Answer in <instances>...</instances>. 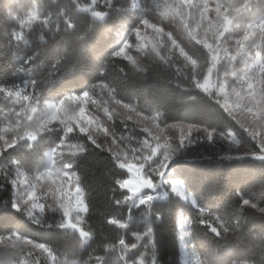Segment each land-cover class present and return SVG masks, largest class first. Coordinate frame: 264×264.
Instances as JSON below:
<instances>
[{
  "label": "snow or ice",
  "instance_id": "snow-or-ice-1",
  "mask_svg": "<svg viewBox=\"0 0 264 264\" xmlns=\"http://www.w3.org/2000/svg\"><path fill=\"white\" fill-rule=\"evenodd\" d=\"M73 3L78 11L89 13L94 20L100 21L114 7V0H103L102 4L100 0H90L83 6L79 0H73ZM151 3L152 11L159 14L161 21L178 29L186 38L187 46L163 23L143 16L130 36L101 62L100 74L105 76L106 65L117 61L123 62L120 71L125 81L130 76L149 80L153 66L174 69L178 80L182 78L186 82V86L177 83L174 87L181 90L187 102L197 99L198 95L209 97L231 125L190 123L186 128H180L178 138L173 137L168 131L173 125L167 123L165 112L148 106L147 90L143 103L139 97L125 102L119 98L117 84L104 78L88 90L69 93L56 100L42 99L36 81L27 86L0 84V98L4 100L0 103V114H3L0 157L20 141L35 140L42 132L53 129L62 132L58 142L46 151L47 164L42 169L25 173L15 158L3 166L4 180L0 182V190H6L10 183L12 192L11 200L6 201L5 206L10 204L13 209L22 211L37 225L46 211L59 210L62 212L60 226L75 229L88 240L92 233L84 230L81 214L89 212V205L74 166L76 157L88 151L89 144L107 151L118 169L131 174L130 179H115L114 184L136 196L137 206H144L145 218L151 211L153 199L158 194L167 195L166 191L160 193V187L166 183L169 162L183 147L207 141L213 146L226 142L229 149L239 148L237 137L242 132L252 143V155L264 160V13L247 22L241 20L258 5L264 7V0H163L162 3L151 0ZM101 7L106 10H97ZM131 7H137V0H131ZM8 15L19 23L21 31L11 33L12 39L18 42L28 41L23 31L25 26L31 29L34 22L41 26L51 23L50 15H44L37 5L28 9L24 17L13 15L12 11ZM64 26L67 29L73 27L67 15ZM168 84L172 86L171 80ZM118 117H121L119 125L122 126L119 135ZM137 126L142 128V139L135 138L139 135L135 133ZM126 132H132V135H125ZM101 135L104 139L98 142ZM73 137H83L89 144L74 145L71 143ZM109 140L111 143L105 148ZM113 145L117 151H113ZM65 148L69 151L65 152ZM73 176L76 177L74 188L66 187V181ZM169 186L171 191L183 196L180 181L173 180ZM116 203L120 202L117 200ZM244 207L264 214V190L242 198L236 212L216 214L200 209L194 218L181 221V238L185 224L192 228L206 226L204 231L211 233L210 242L195 249L196 264H257L254 258L257 252L261 257L260 264H264V230L258 235L245 232L244 221L240 218ZM109 223L118 221L110 220ZM152 236L151 227L146 225L144 239L151 244V259L142 257L132 264H156ZM118 245L121 252L128 247L123 238L119 239ZM116 247L113 245V250ZM131 247L136 248V245ZM37 250L53 256L45 244L22 236L18 231L0 232V264H28L29 260L36 264L34 253ZM57 264L69 262L58 261ZM83 264H108V261L90 256ZM119 264H129V258L122 256Z\"/></svg>",
  "mask_w": 264,
  "mask_h": 264
},
{
  "label": "trees",
  "instance_id": "trees-1",
  "mask_svg": "<svg viewBox=\"0 0 264 264\" xmlns=\"http://www.w3.org/2000/svg\"><path fill=\"white\" fill-rule=\"evenodd\" d=\"M126 1L114 0V7L100 21L94 20L89 13L78 11L73 0H0V84L27 86L29 82L36 81L42 99L56 100L69 93L88 90L104 78L117 84L119 98L125 102L139 97L143 103L147 90L148 106L165 112L167 123L230 126L231 122L209 97L198 95L197 99L187 102L181 90L174 87L177 83L186 86L182 78L178 80L174 69L153 66L149 80L130 76L125 81L120 71L123 62L117 61L106 65L107 73L102 77L98 70L101 62L139 23L128 10ZM79 3L83 6L90 0H79ZM34 5L44 15H50L51 23L41 26L34 22L31 29L25 26L23 31L28 36L27 43L12 39V31L21 29L8 12L24 17ZM98 10L106 9L101 7ZM250 11L257 16L264 7L258 5ZM65 15L72 20L71 29L64 26ZM169 80L172 86H169ZM118 123L117 118L119 135L121 128ZM61 135L59 129L45 131L35 140L20 141L9 149L4 157H0V182L4 180L3 166L9 159L20 161L21 170L29 174L43 167L46 151L58 142ZM237 138L244 146L253 147L246 134L241 132ZM103 139L101 135L98 142ZM71 143L89 144L83 137H73ZM110 143L109 140L104 147ZM74 171L80 178L85 201L89 205L82 225L86 231H91L92 237L86 243L76 230L61 227L56 216L49 225H37L22 211L13 209L10 204L5 206L12 197L10 183L6 190H0V232L18 231L22 236L45 244L52 250L56 264L58 261L83 264L90 256L102 257L108 264H119L120 258L126 256L132 264L142 257L151 259V244L144 239L145 226L148 225L153 233L150 240L155 242L153 258L156 264H183L181 219L194 218L200 209L216 214L236 212L242 198L264 190V160L251 156H180L171 163L167 177L179 179L193 201L168 192L166 199L152 202L151 211L145 218L144 206L131 209L128 191L114 184L117 178L125 180L128 173L114 165L107 151L89 144L88 151L76 157ZM58 211L53 213H60ZM240 218L244 221L245 232L258 235L264 230V214L259 211L244 207ZM110 220L118 223H109ZM205 227L188 225L186 242L194 254L196 248L210 242L211 233L204 231ZM121 238L128 246L124 252L118 245ZM133 244L136 248L131 247ZM113 245L117 246L115 250ZM254 258L260 264L258 252Z\"/></svg>",
  "mask_w": 264,
  "mask_h": 264
},
{
  "label": "rangeland",
  "instance_id": "rangeland-1",
  "mask_svg": "<svg viewBox=\"0 0 264 264\" xmlns=\"http://www.w3.org/2000/svg\"><path fill=\"white\" fill-rule=\"evenodd\" d=\"M159 2L162 3L163 0H159ZM100 3L102 4L103 3V0H100ZM126 5H127L128 10L130 11L131 15L138 18V22L140 21L141 17L148 16L151 19H153L154 22L163 23L167 30L172 31L173 32V35L176 36V38L179 41H181L182 43H184L187 46V40L179 32V30L176 29L174 26L169 25L167 23V21H161V19L159 17V14L157 12H155V11H152L153 6H152V3H151V0H137V7H135V8H132L131 7V0H127L126 1ZM262 13H264V11ZM261 14H259V15L256 16V15L252 14L251 11H249L243 17H241V20H242V22H247L248 20H251V19H254V18H258ZM248 15H250V17H248ZM130 34L128 36H130ZM21 86H24V85H21ZM97 91L99 92V90H97ZM3 102H4L3 98H0V103H3ZM2 119H3V114H0V120H2ZM118 119L120 120L121 117H118ZM168 124L169 125H173V127L170 128L168 131H169V133H170L171 136L176 137V138H178L179 135H180V128L181 127H185L186 128V126H187L186 124H181V123H168ZM121 127L122 126H120V128ZM129 128L130 129L132 128L131 122L129 123ZM32 130L33 129H29V131H32ZM135 133H138L139 134L135 138H138V139H142L143 138V135L144 134L142 132V128L141 127L137 126L135 128ZM125 135H132V132H126ZM117 150H118L117 147L115 145H113V151H117ZM64 151L67 152L68 149L65 148ZM252 151H253V147H246L241 142H240L239 148H235L234 147V148H231V149H229V145L226 142H218L215 146H213V145L209 144L207 141H198L196 144H193V145H190V146H186V147L181 148L173 156V158L169 162L167 171L165 173L166 183L163 184L160 187V193H163V192L166 191L167 192V195L158 194L156 196V198L153 199V201L159 200V199H166V197L168 196V192H172V193L180 196L181 198H183L186 201H193V198L191 197L190 194H188L185 191L184 185H183V183L179 179H176V178H168L167 177V174L170 171L171 163L173 161H175L177 158H179L180 156L219 155V156H226V157H244V156L255 157L254 155H252ZM227 153H229V154L228 155H225ZM132 162L135 163V161H132ZM46 164H47V161L45 159L44 164H43V167H45ZM43 167H41V169ZM130 178H131V174L128 173V177L126 179H130ZM75 180H76V177L75 176L71 177L70 180L66 181L65 186L66 187H73L74 188ZM173 180H176V181H180L181 182V184L183 186V193H184L183 196H181L179 193H176V192L171 191V188H170L169 184ZM125 190H127V189H125ZM128 193H129V197L128 198H129L130 208L131 209L132 208L134 209V208L143 207V206H137L138 205V200H136V196L133 195L130 191H128ZM153 195H154V193H153ZM134 201H135V203H134ZM74 203L75 202L73 200V205H74ZM53 211H55V210H48V211H46L45 214H44V217H42V219H41V223L40 224H45V225L51 224V219L52 218L54 219L55 216L58 219L59 223L61 224L62 223V212L61 211H58L60 213H53ZM81 215H82V220H83L84 214H81ZM181 221H182V219L180 220L179 227H180V230L182 231V229H181ZM65 227L66 228H69L67 226H65ZM77 232L79 233V231H77ZM183 234H184V236H183V238H181L182 262H183V264H196L197 257L193 253V249H192L191 245H190V247H186V245H189L186 242V238L188 236V225L187 224L184 225ZM87 241L88 240H84L85 243ZM34 255H35L36 264H56L54 254H53V256H48L46 253L39 252V250H37L34 253ZM28 264H32V261L29 260Z\"/></svg>",
  "mask_w": 264,
  "mask_h": 264
}]
</instances>
